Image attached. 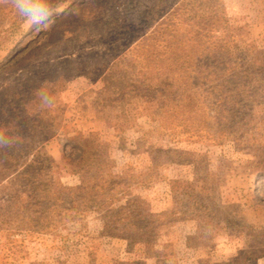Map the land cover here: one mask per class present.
<instances>
[{
	"label": "rangeland",
	"instance_id": "rangeland-1",
	"mask_svg": "<svg viewBox=\"0 0 264 264\" xmlns=\"http://www.w3.org/2000/svg\"><path fill=\"white\" fill-rule=\"evenodd\" d=\"M231 1L0 0V131L54 201L0 184V264H264V0Z\"/></svg>",
	"mask_w": 264,
	"mask_h": 264
},
{
	"label": "trees",
	"instance_id": "trees-1",
	"mask_svg": "<svg viewBox=\"0 0 264 264\" xmlns=\"http://www.w3.org/2000/svg\"><path fill=\"white\" fill-rule=\"evenodd\" d=\"M205 23L210 27L208 22ZM197 28L199 27L197 26ZM221 33L222 31L220 29L212 28L206 31H204V29L201 31L196 29L192 34L193 38L197 41L201 38L205 42H211L213 44L220 39ZM200 61L195 56L193 63L196 64ZM196 69L197 68H194V70ZM37 142L35 134H27V132L20 133L19 131H7V133L4 134L0 131V184L7 181L6 185L2 186V191L10 190L9 197L11 201H13L12 203H15V201L22 196H26V194L28 196H40L46 203L54 202L51 198H47L48 194L52 192L48 190H34L38 189V187L48 189L53 181L51 171L53 163L48 158L41 157L34 152ZM18 185L19 187L26 185L30 190H26L25 188L15 189L14 187ZM87 191L88 189L85 186H80L77 188V194L71 195L75 196L78 200L72 201L73 208L75 204L77 206L80 205L81 202L86 205L94 206V202H92L94 198H90L91 195L87 193ZM56 196L58 200H64L63 193L59 192Z\"/></svg>",
	"mask_w": 264,
	"mask_h": 264
},
{
	"label": "clouds",
	"instance_id": "clouds-1",
	"mask_svg": "<svg viewBox=\"0 0 264 264\" xmlns=\"http://www.w3.org/2000/svg\"><path fill=\"white\" fill-rule=\"evenodd\" d=\"M13 6L27 22L35 25H43L46 23V18L35 16L26 10L31 6L29 0H13Z\"/></svg>",
	"mask_w": 264,
	"mask_h": 264
},
{
	"label": "crops",
	"instance_id": "crops-1",
	"mask_svg": "<svg viewBox=\"0 0 264 264\" xmlns=\"http://www.w3.org/2000/svg\"><path fill=\"white\" fill-rule=\"evenodd\" d=\"M244 1H247V0H244ZM251 2H252L251 5L246 6L244 8H240L239 5L236 6V1L235 0H232L231 1V6H230V9L229 10L232 13L238 12L240 14H251V13H253L256 4L258 3V0H252V1H250V3ZM260 3H261V1H260Z\"/></svg>",
	"mask_w": 264,
	"mask_h": 264
}]
</instances>
